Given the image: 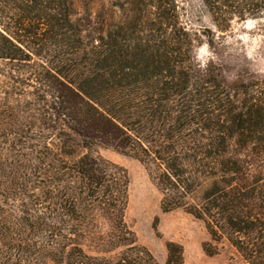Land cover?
<instances>
[{"label":"trees","instance_id":"trees-1","mask_svg":"<svg viewBox=\"0 0 264 264\" xmlns=\"http://www.w3.org/2000/svg\"><path fill=\"white\" fill-rule=\"evenodd\" d=\"M107 1L77 18L74 0H0V264H159L98 147L146 168L163 213L264 264V74L196 65L178 0ZM203 1L223 28L264 15V0Z\"/></svg>","mask_w":264,"mask_h":264},{"label":"rangeland","instance_id":"rangeland-1","mask_svg":"<svg viewBox=\"0 0 264 264\" xmlns=\"http://www.w3.org/2000/svg\"><path fill=\"white\" fill-rule=\"evenodd\" d=\"M178 3L183 24L197 33L200 40L195 49L196 65L221 66L229 82L242 71L264 74V15L245 21L234 18L223 28L213 21L203 0H178ZM74 8L77 18L84 16L82 0H74ZM102 9L114 12L107 0H92L88 6L92 15ZM93 155L127 172L125 222L135 233L138 244L150 251L159 264L166 263L169 242L182 246L183 264H241L240 256L227 240L214 243L201 221L183 210L162 212V196L139 161L111 147L95 148ZM207 244L218 248L216 255L205 253Z\"/></svg>","mask_w":264,"mask_h":264}]
</instances>
